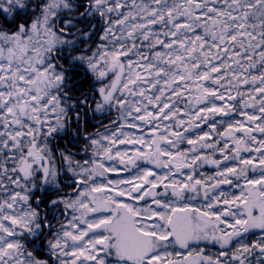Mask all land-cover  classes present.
Segmentation results:
<instances>
[{
    "label": "snow or ice",
    "instance_id": "6c2138e0",
    "mask_svg": "<svg viewBox=\"0 0 264 264\" xmlns=\"http://www.w3.org/2000/svg\"><path fill=\"white\" fill-rule=\"evenodd\" d=\"M0 264H264V0H0Z\"/></svg>",
    "mask_w": 264,
    "mask_h": 264
}]
</instances>
